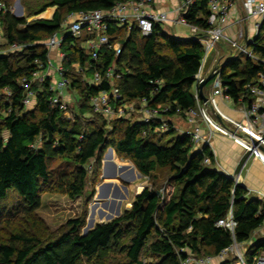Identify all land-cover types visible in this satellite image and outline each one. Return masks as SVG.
Wrapping results in <instances>:
<instances>
[{
	"label": "trees",
	"instance_id": "1",
	"mask_svg": "<svg viewBox=\"0 0 264 264\" xmlns=\"http://www.w3.org/2000/svg\"><path fill=\"white\" fill-rule=\"evenodd\" d=\"M123 1L128 0H45L33 12L36 17L28 20L27 15L16 16L8 0H0L7 8L0 12L3 45H28L22 51L0 55V200L13 190L34 211L41 205L42 189L52 183L71 198L79 197L87 185L92 160L97 175L100 152L110 146L129 158L142 175L168 168L170 175L163 190L158 194L160 188L145 187L124 214L97 224L86 235L81 232V218L71 220L66 232L46 242L25 232L13 233L8 242H0V264H78L83 258L107 264L117 251L126 256L122 264H181L189 253L216 256L233 243L232 234L217 226L230 209L238 223V242L249 240L264 221V200L250 198L244 185L206 164L205 157L214 160L208 145L195 151L191 136L180 134L172 120L167 131H158L163 133L161 137L156 132L161 122L119 118L110 127L90 102L92 96L110 89L107 80L100 85L90 83L94 69L103 71L116 63L121 73L116 80L121 102L147 98L150 106L160 108L162 116H185L196 106L195 82L205 53L203 32L211 27L209 0H195L184 15L189 25L200 30L195 38L171 35L159 23L148 37L142 36L136 25L128 29L111 23V42L120 41L122 52L116 55L113 49L103 47L93 59L83 47L93 35L67 33L61 51L65 54L64 74L71 81L69 91L77 92L80 103L74 118L53 103L52 76L31 82L35 72H46V41L63 29L71 13L108 10ZM52 7H56L52 18L38 17ZM255 51L264 57V28ZM77 62L83 68L90 65L87 77L76 71L73 64ZM263 69L264 65L247 57L227 60L221 69L226 93L235 103H250L248 84L255 83ZM28 90L35 95L31 109L23 104ZM89 113L97 119L89 118ZM165 135L172 137L164 141ZM57 160L61 161L53 167ZM262 249L264 238L250 247L249 257ZM144 251L155 259H141Z\"/></svg>",
	"mask_w": 264,
	"mask_h": 264
},
{
	"label": "built area",
	"instance_id": "2",
	"mask_svg": "<svg viewBox=\"0 0 264 264\" xmlns=\"http://www.w3.org/2000/svg\"><path fill=\"white\" fill-rule=\"evenodd\" d=\"M194 2L195 0L183 1V5L179 8L180 15L177 21L187 24L184 15ZM233 5L234 0H209L211 12L209 23L211 27L203 32L204 38L202 41L205 53L202 59L201 70L195 82L196 106L186 111L185 116H183L191 126V129L181 133L191 136L195 144V151H202L204 146L210 143L214 132L220 133L240 145L250 156H254L264 163V69L258 73L255 83L248 84L252 100L248 104H241L244 115L242 119L229 115L220 103L221 97L233 100L226 93V87L221 76V69L227 60L247 57L257 64L264 65V57H261L255 51L259 34L264 28V0H244L242 6L243 20L253 25V31L251 34H247L244 29H240L237 37H233L228 32V28L225 27L227 22L230 21ZM6 9L5 3L0 2V12H4ZM9 9L12 11L11 7ZM170 19L168 12L154 8V0H128L118 2L108 10H81L71 13L65 20L63 29L60 31L64 30V34L61 36L59 33H56L46 41L49 51L52 49L59 51L55 72H59L61 80L59 82L52 80L51 89L54 91L53 103L60 105L62 109H68V104L64 101L65 95L63 91H69L71 81L64 74L65 68L63 63L65 54L61 51L63 38L67 33H71L75 37H81L86 33L93 35L92 38L86 39L83 47L92 54L93 59H97L103 47L113 49L116 55L122 52V43L120 41L111 42V36L108 34L111 23L127 26L128 29L136 25L140 29L142 36L148 37L152 34L155 24H163ZM194 28L200 31L197 27L194 26ZM3 34V24L0 20V38H3ZM223 42H227L238 53L227 59L223 64L218 59L212 57V70L217 66V71L212 85L213 91L207 96V100L204 101L197 89V85H199L204 77V67L210 55L214 53L218 57L220 53L215 52V50ZM26 47H28L27 44L18 43L4 46L3 42L0 41V55L22 51ZM47 64L48 68L46 72H35L31 78V82L43 80L47 75L52 76L50 71L54 64L50 54ZM73 66L83 76H86V71L90 68V65L83 68L78 62L74 63ZM120 77L121 73L117 71L116 63L108 66L103 71L94 69L90 83L100 85L104 80H107L110 84V89L91 97L90 102L93 110L101 114L105 119L117 116L145 123L161 122V127L156 129V132L167 131L169 127L168 121H171V119L162 116L160 108L150 106L147 98L131 102H121L122 94L116 85V80ZM23 81L25 82L26 79H23ZM6 92L8 95H11L9 90H6ZM34 98V93L28 90L23 104L28 107L34 101ZM201 123L206 125L208 128L207 132H204V127ZM204 162L210 164L212 161L210 157H205ZM237 224L233 211L230 209L225 217L217 221V226L225 228L232 234L234 237L233 243L216 256H195L189 253L182 259L181 264H264V249L253 255L252 258L249 257V249L255 242L252 237L244 242H238L235 239ZM254 234H264V221L252 235ZM263 238L264 236L259 239Z\"/></svg>",
	"mask_w": 264,
	"mask_h": 264
},
{
	"label": "rangeland",
	"instance_id": "3",
	"mask_svg": "<svg viewBox=\"0 0 264 264\" xmlns=\"http://www.w3.org/2000/svg\"><path fill=\"white\" fill-rule=\"evenodd\" d=\"M11 6L12 12L16 16H24L27 15L28 20H32L36 16H32L33 12L41 7L45 0H8ZM54 8V7H52ZM48 10V11H47ZM45 13L41 14L45 18L51 17L52 9H47ZM39 15L38 17H40ZM178 26L176 29L180 31L182 24L177 23ZM165 25V23H163ZM187 27L186 25H184ZM187 31L185 28H183ZM182 30V29H181ZM64 31V30H63ZM59 32L62 36L64 32ZM172 31V30H171ZM173 32V31H172ZM194 38V37H191ZM1 42H4V38H0ZM250 49V48H249ZM215 52H219V56L217 57L214 53H212L207 60V63L211 60L212 57L218 59L221 64H223L227 59L233 57L238 52L233 49L227 42H223L219 44L215 50ZM53 66H52V78L53 81H60L61 76L58 71L55 72L56 68V60L53 59ZM207 65V64H206ZM51 73V71H50ZM41 81V80H40ZM214 83V78L211 79L208 84L207 88L212 87ZM64 92V101L68 104V109L66 110L65 114L70 117L74 118L79 113L80 103L78 102V94L76 91H68L65 90ZM35 100V98H34ZM27 108H33V103H31ZM90 113L87 114L89 118H94L93 116L90 117ZM176 118V117H175ZM119 119L117 116H111L108 118L109 126L116 123ZM127 119V118H126ZM100 121V120H99ZM111 127V126H110ZM179 132V129H177ZM181 133V132H179ZM163 133L158 132L157 136L161 137ZM3 136L7 137L8 132L6 130L3 131ZM172 135H165L164 141L171 138ZM110 147H106L101 154V167L98 171L99 174L95 175V171L93 168L94 160H92V164L89 167V178L87 179V185L83 194L76 198H71L68 194L63 192L57 183H52L48 186H45L41 191V205L36 210H29L27 206L24 205L22 198L13 190H11L8 196L2 200H0V242H8L9 237L13 233L18 232H25L27 234L35 235L41 241L46 242L49 240H54L58 238L62 233L66 232L70 228V221L81 218L83 220V226L81 227V232H83L84 228L88 223V219L91 213L92 205L96 204L97 202L100 203L99 208L97 209L95 221L102 222L106 221L105 217L100 218L99 209L103 208L102 203L105 201H110L113 195H109L110 197L98 199L97 193L99 189V185L102 184L104 181H112L115 184H118L122 192L124 193L125 197L122 202V214L129 209L135 198L138 194H140L145 187L150 188H160L161 191L163 190V186L168 179L170 172L168 168H158L154 171L150 176L139 175V171L136 169L134 172L131 173L132 167L135 166L134 163L124 155H120L116 150L113 152L112 160L118 166H128L126 170L123 172H118L116 177H103L104 172V165L105 162L109 161L108 159L104 160L105 155L109 152ZM61 160H57L54 162L53 167H57ZM209 165V164H208ZM136 168V167H135ZM113 170L112 167H108L107 173H111ZM125 173L129 181H125L121 177V175ZM131 174V175H129ZM139 184L140 187L136 185ZM128 186V192H126L122 186ZM114 191V190H113ZM111 191L110 194L113 193ZM131 205V206H130ZM104 209V208H103ZM109 212L108 209H104ZM264 236L261 235H252V239L257 241L260 237ZM252 240V241H253ZM141 259L143 260H153L155 257L151 256L149 251H144L142 253ZM126 261V256L121 252L117 251L113 254L108 260L107 264H122V262ZM78 264H94L92 261L87 260L86 258L81 259Z\"/></svg>",
	"mask_w": 264,
	"mask_h": 264
},
{
	"label": "crops",
	"instance_id": "4",
	"mask_svg": "<svg viewBox=\"0 0 264 264\" xmlns=\"http://www.w3.org/2000/svg\"><path fill=\"white\" fill-rule=\"evenodd\" d=\"M184 0H154V8L160 11L168 12L170 20L163 25L164 30L179 38H191L198 37L200 31L196 30L194 26L177 21L179 19V8L183 5ZM244 0H234V5L230 13V21L225 25L228 28V32L233 36L239 35L240 29H244L247 34H251L253 31V25L250 22L243 20V6ZM51 15L55 13L56 7L51 8ZM42 16V15H41ZM49 17L48 19L52 18ZM44 17V16H43ZM45 18V17H44ZM182 24L180 31L174 30L178 24ZM186 25L187 27H185ZM176 27V28H175ZM185 28L187 31H185ZM173 32H172V31ZM89 35V34H84ZM58 50L52 49L49 51L52 60L58 62ZM209 62L213 63V59ZM213 64L207 63L204 67L203 76L208 75L212 71ZM51 74L53 71L51 69ZM196 89V87H195ZM212 87L204 88L205 96H209L212 93ZM35 105V100L32 102ZM220 103L223 109L232 117L237 119L243 118L242 105L235 103L233 100H229L225 97L220 98ZM176 117V118H175ZM179 132L187 131L191 129V126L186 122L182 116H174L170 118ZM204 127V132L208 131V128L204 123H201ZM181 134V133H180ZM211 152L213 153L214 160L209 164L210 167L215 168L226 175L232 177L235 183L244 185L249 193L250 198H258L264 200V163L254 156H250L240 145L235 143L232 139L214 132L210 143L208 144Z\"/></svg>",
	"mask_w": 264,
	"mask_h": 264
},
{
	"label": "water",
	"instance_id": "5",
	"mask_svg": "<svg viewBox=\"0 0 264 264\" xmlns=\"http://www.w3.org/2000/svg\"><path fill=\"white\" fill-rule=\"evenodd\" d=\"M40 18H43V16H40ZM216 71H217V66L206 76L203 77L202 81L199 83V85H197V89L200 92V95L202 97V99L204 101L207 100V97L204 94V88L206 87V85L208 84V82L213 79L216 75ZM113 152H114V148H110L109 152L105 155L104 157V162L106 159H108L109 161L105 162L104 165V172H103V177L107 178V177H116L118 172H123L124 170H126L128 168V166L122 165V166H118L113 160ZM108 167H112L113 170L112 172L109 174L107 173V169ZM136 170L135 166L132 167L131 173L134 172ZM139 175H142L139 172ZM121 177L123 179H125V181H129V179L127 178V175L125 173H123L121 175ZM122 188L128 192V186L127 185H123ZM114 190V191H113ZM111 191H113L112 194ZM162 191L158 190L157 193L160 194ZM112 196V199L110 201H105L102 203V206L104 209H108L109 212H107L106 210H104L103 208L99 209V215L100 218L105 217L106 221H102V222H96L95 221V216H96V212L97 209L100 206V203L97 202L96 204L92 205V209H91V213L88 219V223L86 225V227L84 228L82 235H86L88 234V232L90 230H92L97 224L99 223H105V222H109L115 218H118L122 215V202L123 199L125 197L124 193L122 192L121 187L118 184H115L112 181H104L102 184L99 185V189H98V193H97V198L98 199H103V198H107ZM131 206V205H130Z\"/></svg>",
	"mask_w": 264,
	"mask_h": 264
}]
</instances>
